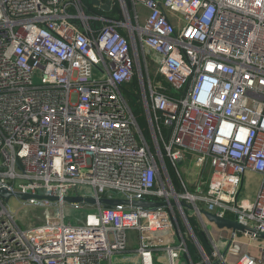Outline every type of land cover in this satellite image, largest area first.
Returning a JSON list of instances; mask_svg holds the SVG:
<instances>
[{
  "label": "built area",
  "instance_id": "built-area-1",
  "mask_svg": "<svg viewBox=\"0 0 264 264\" xmlns=\"http://www.w3.org/2000/svg\"><path fill=\"white\" fill-rule=\"evenodd\" d=\"M87 9L0 0V190L59 198L22 201L45 209L26 229L0 198V264H195L188 232L199 264H228L214 240L208 255L193 237L181 203L202 221L206 208L237 221L252 240L264 233V0H120L115 17ZM135 76L152 144L123 94ZM165 158L179 179L186 166L207 173L205 189L178 193ZM248 173L259 178L254 198L243 195ZM68 205L83 212L78 224Z\"/></svg>",
  "mask_w": 264,
  "mask_h": 264
},
{
  "label": "rangeland",
  "instance_id": "rangeland-1",
  "mask_svg": "<svg viewBox=\"0 0 264 264\" xmlns=\"http://www.w3.org/2000/svg\"><path fill=\"white\" fill-rule=\"evenodd\" d=\"M127 1L129 3V0H127ZM118 3L120 6V0H118ZM138 10L140 13V23L143 24L144 20L147 16V11L142 6H139ZM121 18L123 21H125L124 14L121 15ZM153 72L154 71L152 68V73ZM73 99L75 100V98H73ZM179 171L182 173V177H180L181 186H180V189H177V192L180 193L181 195H185L186 193L195 194L197 192L198 188H200V186H202V189H205V186H207V184H208L207 173L201 172L200 169L191 170L190 168H188L186 166L185 168H182V170L179 169ZM195 171H197V172H195ZM258 190H259V178L255 175L251 174V173H248L244 179L243 195L254 198L256 196ZM112 196L115 197L116 199H124L123 194L119 193V192L112 194ZM22 203H23L22 200H20L19 198H16V197L11 198L8 202L9 208L11 210L17 212V216H16L17 221L20 223L22 228L26 229L32 225L43 223V221L45 220V217H44L45 209H43V208H40V209L23 208ZM206 210H208V208H206ZM66 212H67V221L72 220L73 223H75V224H78V222H76V220H78L80 217H82V214H83L82 211H71V207L69 205L66 208ZM86 212H95V210L86 211ZM187 216H188V218L189 217L196 218V220L198 222L197 223L198 228L201 230L202 234L206 237L208 248H205L201 243L200 244L202 245L204 250L207 252V254L211 255V253L213 251V245H212L211 240H214L217 244H218V241L215 239V237H213L210 233H208L206 229H204L203 224L205 223V221H202L200 219V217H198L195 210L190 209L189 211H187ZM82 219H83V217H82ZM193 231H194V229H193ZM188 233H189V235H188L189 239L194 243L193 239L190 236V232H188ZM133 237H135V233H129L128 234L129 243L131 246L135 245V243H134L135 241H133ZM231 241H230V243L233 242V241L232 242ZM233 243H235V242H233ZM198 255L200 257L201 262L204 263V257H203V255H201L200 251H198ZM222 255L225 256V260L227 261L228 264H232L228 260L227 255L224 252H222ZM218 260L219 259L215 258V260H214L213 258H211V262H216ZM115 263L124 264V260H120V261L117 260V262L115 261ZM222 264H223V262H222Z\"/></svg>",
  "mask_w": 264,
  "mask_h": 264
},
{
  "label": "trees",
  "instance_id": "trees-1",
  "mask_svg": "<svg viewBox=\"0 0 264 264\" xmlns=\"http://www.w3.org/2000/svg\"><path fill=\"white\" fill-rule=\"evenodd\" d=\"M81 1L88 8L87 9L88 14L97 13L100 15H105L107 17H115L116 15H118L120 13V10H121L119 3H118V0L114 1L113 10L109 14H105L100 9L93 7L91 0H81ZM94 24H97V23H94ZM156 79L163 83V85L167 88V92L170 95H175V92L173 91V89L167 84V82L162 77L158 76ZM123 94H124L125 98L128 100L130 108H131V110H132V112L136 118V121H137L139 127L143 131L146 140L148 141L149 144H152V139H151V135L149 133L147 119L145 117L141 96L139 94V86H138L137 76L134 77V80L132 83H129V84H126L123 86ZM165 162L167 165L169 175L171 177V180H172L176 190L180 189L181 184H180V179L177 175L176 169L171 164V161L168 158H165ZM189 218H190L189 219L190 225L194 229V232H195L197 238L199 239L200 243L205 248H208L206 237L202 234L201 230L198 228V226H197L198 222H197L196 218H194V217H189ZM187 245H188V250L192 256L194 263L199 264L201 262V260H200V257L198 255L197 247L195 246V244L190 239L187 240Z\"/></svg>",
  "mask_w": 264,
  "mask_h": 264
},
{
  "label": "water",
  "instance_id": "water-1",
  "mask_svg": "<svg viewBox=\"0 0 264 264\" xmlns=\"http://www.w3.org/2000/svg\"><path fill=\"white\" fill-rule=\"evenodd\" d=\"M91 3L93 7L100 9L105 14H109L112 11V7L114 4V0H91ZM13 197L19 198L22 201H29L32 199L37 200H47L50 202H57L59 201V198L56 197H47V196H30V195H21V194H13L12 192L2 189L0 190V198L4 199L6 202H9V200ZM65 202L69 204H79V203H87L90 205H96L98 202L93 198H82V197H67L64 199ZM99 204L105 205L107 207H115L117 205L123 204V205H129L137 208H143V209H153L158 206H162L164 204L161 203H150L147 201H124V200H110V199H101L99 201ZM182 207L193 209L192 206L186 204L185 202L181 203ZM201 214L204 216L206 220H208L210 223L215 224L219 229H228L233 231V235L237 234V232L240 233H246V228L238 223L235 220H231L228 218H222L214 213H211L206 210H202ZM192 229V227H191ZM193 237L198 241L196 238V235L192 229ZM259 239L264 240V233L259 234Z\"/></svg>",
  "mask_w": 264,
  "mask_h": 264
},
{
  "label": "crops",
  "instance_id": "crops-1",
  "mask_svg": "<svg viewBox=\"0 0 264 264\" xmlns=\"http://www.w3.org/2000/svg\"><path fill=\"white\" fill-rule=\"evenodd\" d=\"M204 229L207 230L218 241L221 252L227 255L228 260L234 264L237 263L244 255H249L254 259L264 262V240H252L245 236L244 233L237 232L233 243V231L228 229H219L215 224L204 219ZM230 241L233 243H230ZM226 243V244H225ZM232 245V246H231Z\"/></svg>",
  "mask_w": 264,
  "mask_h": 264
}]
</instances>
